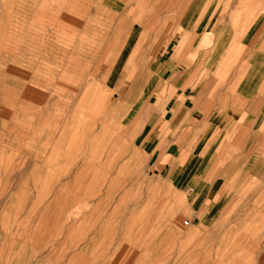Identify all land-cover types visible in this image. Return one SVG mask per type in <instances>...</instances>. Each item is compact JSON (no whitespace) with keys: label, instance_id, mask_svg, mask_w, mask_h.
<instances>
[{"label":"rangeland","instance_id":"374dc122","mask_svg":"<svg viewBox=\"0 0 264 264\" xmlns=\"http://www.w3.org/2000/svg\"><path fill=\"white\" fill-rule=\"evenodd\" d=\"M251 1L0 0V264H264V177L198 215L129 113L181 27Z\"/></svg>","mask_w":264,"mask_h":264},{"label":"crops","instance_id":"0c3cea01","mask_svg":"<svg viewBox=\"0 0 264 264\" xmlns=\"http://www.w3.org/2000/svg\"><path fill=\"white\" fill-rule=\"evenodd\" d=\"M248 9L233 32L212 27L207 39L195 31L193 50V33L181 27L129 112L138 107L135 141L152 170L201 216L264 177V0Z\"/></svg>","mask_w":264,"mask_h":264}]
</instances>
